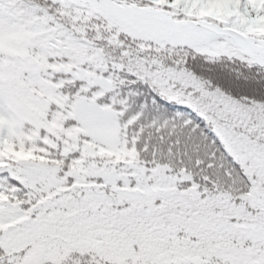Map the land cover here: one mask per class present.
<instances>
[{"label": "snow or ice", "instance_id": "obj_1", "mask_svg": "<svg viewBox=\"0 0 264 264\" xmlns=\"http://www.w3.org/2000/svg\"><path fill=\"white\" fill-rule=\"evenodd\" d=\"M0 264H264V0H0Z\"/></svg>", "mask_w": 264, "mask_h": 264}]
</instances>
